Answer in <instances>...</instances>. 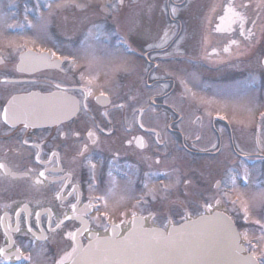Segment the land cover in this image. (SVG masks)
<instances>
[{"label":"flooded vegetation","instance_id":"flooded-vegetation-1","mask_svg":"<svg viewBox=\"0 0 264 264\" xmlns=\"http://www.w3.org/2000/svg\"><path fill=\"white\" fill-rule=\"evenodd\" d=\"M216 13L213 5L211 17ZM245 27L252 28L250 21ZM234 28L237 29L234 32H219L212 36L213 47L218 52L214 49L213 53H202V43L190 54L163 52L162 59L145 76L143 93L138 92L137 77L131 75L134 69H121L116 63L126 53L114 37L59 35L47 36L46 42H34L20 36L0 37V58L3 60L0 63V163L5 164L8 170L0 169V248L11 255L19 247L25 256L31 255L32 264H56L74 246L67 233L82 227L81 220L73 219L64 220V224L56 228L57 222L65 215H73L72 204L77 205L78 215L84 212L89 200L101 209L98 213L93 208L83 216L89 221V231L78 234L82 243L89 239V232L97 236L111 235L110 228L106 231L102 223L93 219L98 215L103 217L105 211L96 200L100 196L108 199L109 217L120 225L118 235L131 226L133 211L145 217L146 227H166L171 222L185 220L189 214L191 219L215 209L245 222L241 203L247 201L249 221L255 211L251 204L253 188L250 187L259 182L264 188V121L257 125L260 127L258 136L255 132L252 134L256 149L236 151L240 158L235 160L230 120L217 123L202 107L186 108L181 103L179 108L181 92L175 97L165 92L162 95L164 100L156 101L152 100L149 91L156 88L166 90L170 70L178 68L185 60L190 66L205 68L207 72L219 69L232 71L234 61L231 56L234 53L222 50L232 40L238 41L239 45L251 41V38H245L246 34H240L238 26ZM207 40L205 36L203 41ZM153 49L158 54L161 51L159 47ZM28 50L37 54L43 50L48 55L55 52L52 59L59 58L60 67L25 59L28 70L18 71L21 54ZM183 56L186 59L181 58ZM73 58L75 66L71 64ZM153 72L156 74L150 75ZM82 74L84 80H81ZM89 78L93 80L91 85H87ZM56 85H60V89ZM86 86L92 89L87 98L84 95ZM62 90L80 104L79 111L70 117L64 116L60 120L42 118L36 121L37 126L28 128L22 122L16 123L15 127L4 122L3 110L8 101L13 96L29 97L30 93L38 95L19 101L17 111L36 108L50 109L57 115L69 112L70 102L59 96L54 100L42 99ZM101 100L107 103H101ZM139 109H143L142 116L137 111ZM140 123H143V128ZM89 131L95 136L90 138ZM246 135L248 133L241 136L242 145L248 140L244 138ZM138 137L143 138L144 148L138 146ZM24 140L28 143L24 144ZM85 145L87 150L81 155ZM37 152L44 164L36 161ZM54 152L58 155L53 156ZM218 154H222L220 160L217 159ZM241 156H257L259 170L255 177L247 174L242 193L238 192L237 202L233 204L235 190L225 188V183L231 176L237 188L238 175H245V171L236 169L244 163ZM45 169H48L46 178L40 177L43 183L35 184L38 173ZM165 173L171 174V179ZM217 182L220 183L219 188ZM164 185L174 187L165 191ZM150 190L155 199L148 194ZM58 192L62 199L57 198ZM217 200L220 202L216 203ZM255 201L257 206L260 203L256 209L258 215L264 218V204L258 198ZM206 203L213 207L205 209ZM48 209L51 210L52 228H56L54 232L49 229ZM18 220L20 231L17 232ZM29 226L32 232L28 231ZM41 230L47 240L33 236V232L39 236ZM248 241L256 245L255 249ZM248 241L243 240L245 250L250 253L254 250L258 260H264V252L257 248V241L250 238ZM20 261L18 263L15 255L10 260L0 257V264H26Z\"/></svg>","mask_w":264,"mask_h":264},{"label":"snow or ice","instance_id":"snow-or-ice-1","mask_svg":"<svg viewBox=\"0 0 264 264\" xmlns=\"http://www.w3.org/2000/svg\"><path fill=\"white\" fill-rule=\"evenodd\" d=\"M69 3H74V0H60L57 3V7L67 6ZM124 0H117L116 4H108L105 6L106 10L116 9L118 5H122ZM259 4L264 5V0H259ZM77 7H83V5H76ZM47 7L51 8L52 5L49 4ZM248 4L239 5L240 9H246ZM173 15L177 13V8L172 7L171 9ZM215 11V9H213ZM220 23L216 26L215 31L217 32H234L237 29L233 26H238L239 32L242 36H245L246 39H250L255 35L252 28H247L245 25L248 23V17L246 16L243 10H238V6L235 3V0H228L227 4L224 8V14L219 17ZM253 28L256 25V21H252ZM29 26H31V22H29ZM167 36V33L165 34ZM231 43L235 44L237 41L232 40ZM151 47V45H150ZM225 51H228L225 48ZM56 53L51 52L50 55L44 54L43 50L40 54H37L31 50H28L21 54V64L18 65V71H26L28 70L25 67L24 61L25 59H31L34 62L44 63L50 67H60L61 61L59 58L53 60L52 57H55ZM64 59H68L65 57ZM3 60L0 58V63ZM71 64L75 66L76 61L73 58L71 60ZM85 76L81 75V80H84ZM93 80L89 78L87 80V85H91ZM57 89H60V85H56ZM92 94L91 87H85L84 95L85 98ZM38 94L30 93L29 97H17L13 96L11 100L8 101V106L3 110V120L6 124H11L15 127L16 123L22 122L25 128L35 127L37 126L36 121L40 119H55L60 120L62 117L75 114V112L79 111L80 104L73 97H68L66 95V90H62L60 93H51L49 97H45L42 99H56L58 96L64 101H68L71 104L69 112L61 113L59 115L54 114L50 109H25L23 111H17L18 102L21 100L31 99L36 97ZM101 96H104V93H101ZM100 99L99 97L97 98ZM101 103H107L106 100H101ZM85 109L87 105L85 104ZM118 107H123V105H118ZM139 114L143 115V109L137 110ZM106 116L107 113H104ZM262 119H264V114H262ZM140 127L143 128V123H140ZM78 135V134H77ZM88 136L90 138L95 136L94 132L89 131ZM157 139H159V135L157 134ZM199 139V137H197ZM137 144L139 147L144 148L146 145L143 141L142 137L136 138ZM24 144H27L28 141L24 140ZM95 143V140H93ZM131 143V141H129ZM215 146V145H213ZM34 147L39 148L40 145H34ZM87 150V145L81 151V155L84 154V151ZM53 156L58 155L57 153H52ZM35 159L37 162L44 164L45 162L41 160L39 152H37ZM90 162V161H89ZM159 163V161H157ZM95 168V165H92ZM0 169H4L7 172V166L3 163H0ZM31 171V169L29 170ZM45 171H40L38 173L37 178L34 183L39 185L42 184L43 181L40 177H45ZM55 171V169H53ZM110 174V173H109ZM14 175V174H13ZM24 175H27L25 173ZM165 176L168 179H171V174L165 173ZM46 178V177H45ZM245 181L247 180V173L244 175ZM179 183V180L176 181ZM148 185L145 184V188ZM170 187H174V185H164L163 189L167 191ZM220 187V183L217 182V188ZM225 188H230L231 190H235L236 182L235 179L229 176L228 182L225 183ZM75 191V189H73ZM71 194V193H70ZM149 195L152 196V199H155V194L150 190ZM227 195V192L224 193ZM57 198L62 199L63 197L60 193H57ZM257 198L264 204V189L257 194ZM79 199V197H77ZM96 200L103 205L105 211L103 212V217L96 216L93 219L97 223H102L104 229L107 231L109 228L111 229V236L101 240L95 233H91L89 245L87 248H83L79 244L78 234H82L84 231H89V221L84 220L83 216L88 215L91 209H95L98 213L101 211L100 207L97 204H94L92 200H89V203L85 206V210L82 214H77V205L72 204L71 209L73 212L72 216L65 215L64 219L60 220L56 224V228H60L64 224V220H73L79 219L81 220L82 227L77 229L75 232H68L67 236L74 242V246L72 247L70 252H66L63 257H61L56 264H220L219 261L213 259L216 254V249L219 248L221 250H231L232 254L239 257L240 251L245 250L243 246L239 244V240L241 236L248 241V232L240 233L236 231L234 228L233 221L231 217L216 214L214 216H206L204 214H200L197 220H190V215L186 216V219H189V223L183 225L180 229H175L167 235H165L159 229H143V221L145 219L144 216H139L135 211L132 212L131 225L132 227L129 229L128 235L124 238L118 239V232L120 229V225L111 221L107 208H108V199L106 196L97 197ZM220 201L217 200L216 203ZM237 201H232L235 204ZM213 207L211 203H206L204 208L210 210ZM242 210L244 212V219L247 221L250 213L247 201H243L241 203ZM49 212V229L51 231H56V228H52L51 221V210H47ZM19 216V213H17ZM2 219V218H0ZM39 219V213H37V220ZM256 224L261 225V236L258 238V243L264 241V224H261L260 220L255 221ZM188 229H194L193 232H188ZM17 232L20 231L19 228V220L17 221V227L15 229ZM29 232H32L31 226L28 228ZM7 232V230H6ZM195 237V243H191L184 239L185 235ZM33 236L39 240H47L48 237L44 235L43 230H41L40 235L37 236L36 233L33 232ZM179 236L180 239H176ZM11 243H15L11 241ZM211 240V243L208 241ZM251 245V241H248ZM235 244L233 248L232 245ZM253 249H255L256 245H251ZM12 255H15L17 260H23L26 264H32L31 255L25 256L22 249L17 247L15 249V253L8 254L5 249L0 248V257H3L5 260H10ZM229 264H264V260L256 259V253L253 250L247 257H242L238 261L229 262Z\"/></svg>","mask_w":264,"mask_h":264},{"label":"rangeland","instance_id":"rangeland-1","mask_svg":"<svg viewBox=\"0 0 264 264\" xmlns=\"http://www.w3.org/2000/svg\"><path fill=\"white\" fill-rule=\"evenodd\" d=\"M162 2L163 0H143L142 4H137L136 7L123 9L118 17V26L113 33V36L125 39L129 44L141 43L140 47L135 44L130 46V52L122 54L120 58L122 60L119 59L116 63L120 64L119 67L121 69L133 68L139 74L136 79V85L139 90H142V93L145 76L160 61L158 52L154 51V47L152 45L150 47L149 43L158 41L159 46H157L159 48L171 42L177 45L180 43L186 47L190 42L192 43V37L202 38L205 32V21L207 20L205 13L211 5V0H199L195 6H191L188 10L183 11L182 17L189 18L185 23L190 22L192 25L193 21L195 22V26L192 25L193 29L191 30L190 26L184 24L179 19L178 13L173 15L171 6L175 5L168 3L161 4ZM192 3L193 1L190 2V5ZM49 4L52 5L51 8L47 7ZM78 4L83 5V7H77L76 5ZM108 4H112V0H74V3H69L67 6L58 8L55 0H0V37L20 36L34 42H46L47 35H49L48 30L51 26L50 20L53 23L55 19V22L58 24L57 29L67 34L73 32L76 29L75 27H78V24L73 26L72 22L80 20V15L83 12L90 13L88 19L85 17L83 25H88L95 21L93 28L96 31L98 29L96 21L98 13H102L103 11L108 13V11H111L105 8ZM44 6L46 9H44ZM60 8H63V10L68 9L72 15H53L49 18L47 14H53L56 9ZM19 11L22 12V17L18 16L17 12ZM194 15L195 17H193ZM13 22L15 23L12 24ZM19 22L18 26L16 23ZM29 22H31V26H29ZM68 22H70V27L67 25ZM16 26L22 28L12 29ZM166 33L167 36H165ZM91 34L94 33L90 31V36ZM171 50L164 51V53H169ZM262 53H264V24L259 40L248 51L249 55L237 59L234 58L233 86L229 89V92H227V88L224 89L219 85H215L214 90L208 91V87L206 86V88L200 91L198 89L200 86L198 84L199 78L196 74L197 72L193 67H190V72L184 73L185 64L181 70L172 68L173 71L169 72L166 88L172 90L180 87L182 93L187 95L190 102H195V105L201 107L204 106L207 110L216 109V112L211 114L213 121L221 122L222 119L227 117L231 118L232 122L243 120L249 123L254 121L257 114L264 113V87H259L262 85L260 82L264 78V70L257 68L259 67V56ZM134 70H131V75L135 77L136 73ZM246 73L247 79L246 77L241 78L242 74ZM155 74L156 72H153L150 75ZM244 79H246L245 83L240 82L244 83L241 85L242 87H236L239 85V81H243ZM250 84H253V87L247 89L246 85ZM146 90L144 88V91ZM149 91L153 95L160 93L157 88ZM138 92L140 93V91ZM172 102L174 101L172 100ZM183 102L185 100L179 102V108H181V103ZM231 137L234 139L239 138L236 131L232 132ZM245 172L248 176H251L255 170L245 167ZM258 185V187H254L251 193V204L254 206L255 211L251 213L250 220H260L261 224H264V218L258 215L257 212L259 211H256L260 204L257 207L254 204L257 194L261 189H264L260 183ZM239 191L241 194L242 190ZM256 225L253 229L246 230L248 238L255 239L257 241V248L264 252V241L258 243V238L261 236V225Z\"/></svg>","mask_w":264,"mask_h":264},{"label":"water","instance_id":"water-1","mask_svg":"<svg viewBox=\"0 0 264 264\" xmlns=\"http://www.w3.org/2000/svg\"><path fill=\"white\" fill-rule=\"evenodd\" d=\"M216 214H222V215H225V214H223L222 212H214V213H212L211 215H206V216H214V215H216ZM197 219H198V218H197ZM197 219H195V220H197ZM193 221H194V220H193ZM187 223H189V221L183 222L182 224L177 225V226H170L167 232H165V231H163V230H161V229H159V230L162 231L165 235H167V233L171 232V231L173 230V228H175V229H180L183 225H185V224H187ZM234 228L236 229L235 225H234ZM143 229H144V228H143ZM151 229H158V228H151ZM145 230H150V229H145ZM193 231H195V230H194V229H188V232H189V233H190V232H193ZM236 231H237V229H236ZM128 232H129V231H128ZM128 232H127L124 236H122V237H118V239H120V238H124L125 236H127V235H128ZM99 238H100L101 240H103V239H105V238H107V237H99ZM176 239H180V237L177 236ZM184 239H185L186 241L191 242V243H195V241H196V238H195V237L188 236L187 234L184 236ZM208 242L211 243V240H209ZM239 244H240V243H239ZM88 245H89V243H88L85 247H83V248H87ZM240 245H241V244H240ZM81 247H82V246H81ZM232 247L234 248V247H235V244H233ZM242 251H243V250L240 251L239 257H237V256H235V255L232 254V252H231L230 249H229V250H221V249L217 248V249H216V254L214 255L213 259L219 261L220 264H229V262L238 261V260H240V258H242V257H247V256H248V255H243V254H242Z\"/></svg>","mask_w":264,"mask_h":264}]
</instances>
